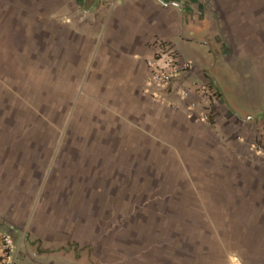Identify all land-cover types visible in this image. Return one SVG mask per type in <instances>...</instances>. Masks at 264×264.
<instances>
[{
  "label": "rangeland",
  "instance_id": "rangeland-1",
  "mask_svg": "<svg viewBox=\"0 0 264 264\" xmlns=\"http://www.w3.org/2000/svg\"><path fill=\"white\" fill-rule=\"evenodd\" d=\"M84 10L79 0H0V224L48 235L51 253L74 264H144L155 252L176 263L179 235L213 241L202 235H213V173L234 170L228 155L263 156L264 132L239 152L213 139L224 71L210 83V128L152 108L138 78L106 64ZM215 41L224 46L223 29Z\"/></svg>",
  "mask_w": 264,
  "mask_h": 264
},
{
  "label": "crops",
  "instance_id": "crops-1",
  "mask_svg": "<svg viewBox=\"0 0 264 264\" xmlns=\"http://www.w3.org/2000/svg\"><path fill=\"white\" fill-rule=\"evenodd\" d=\"M104 1L79 0L88 8L85 14L96 19L84 29L107 47V65L114 61L116 73L138 78L140 94L152 108L181 114L189 127L204 108L194 84L210 85L213 74L219 78L224 71L225 105L219 120L212 126L201 125L212 127L213 139L222 148H255L257 136L264 132V0H214L219 5L214 12L213 0H121L114 10L106 8ZM217 14L224 15V26L216 20ZM222 29L224 46L218 41L213 44V36ZM159 40L171 44L181 62L193 64L192 71L182 73L171 87L157 89L163 94L161 102L144 92L151 75L148 62L154 59V44ZM182 87L190 90L187 98L179 93ZM243 156H226L234 170L213 173L217 179L213 235L208 229L202 231L213 241L192 243L179 235L184 246L178 247L176 263L167 256L159 259L155 252L154 259L149 257L144 264H264V156ZM0 232L12 236L19 252L16 264H74L69 254L51 253L48 235L27 238L26 228L14 220L4 219ZM166 245L160 247L171 254ZM193 247L196 251L191 252ZM132 259L139 264L138 255ZM80 264H90V259L85 256Z\"/></svg>",
  "mask_w": 264,
  "mask_h": 264
},
{
  "label": "built area",
  "instance_id": "built-area-1",
  "mask_svg": "<svg viewBox=\"0 0 264 264\" xmlns=\"http://www.w3.org/2000/svg\"><path fill=\"white\" fill-rule=\"evenodd\" d=\"M121 0H110L111 7H115ZM154 59L148 62L151 68V75L147 80L144 92L161 102L163 94L157 92V89H168L181 76L182 73H190L193 68L191 62H181L177 50L162 40L156 41L154 44ZM194 91L201 95L204 102V108L194 117L197 124H211L213 121V89L209 83H195ZM179 93L182 98L190 95V90L180 88ZM205 103H207L205 105ZM260 153L264 156V143L259 146ZM19 260V252L16 251L15 242L12 236L5 232H0V264H16Z\"/></svg>",
  "mask_w": 264,
  "mask_h": 264
}]
</instances>
